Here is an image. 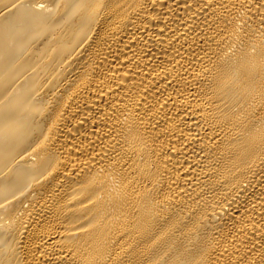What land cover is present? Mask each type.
Masks as SVG:
<instances>
[{
	"label": "bare ground",
	"instance_id": "6f19581e",
	"mask_svg": "<svg viewBox=\"0 0 264 264\" xmlns=\"http://www.w3.org/2000/svg\"><path fill=\"white\" fill-rule=\"evenodd\" d=\"M0 264H264V0H0Z\"/></svg>",
	"mask_w": 264,
	"mask_h": 264
}]
</instances>
